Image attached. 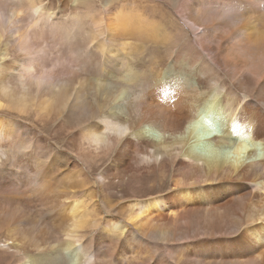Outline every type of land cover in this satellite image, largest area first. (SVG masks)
Listing matches in <instances>:
<instances>
[{"label":"bare ground","instance_id":"obj_1","mask_svg":"<svg viewBox=\"0 0 264 264\" xmlns=\"http://www.w3.org/2000/svg\"><path fill=\"white\" fill-rule=\"evenodd\" d=\"M0 1V264H264V0H184L154 67L171 30L142 0L103 31L121 48L78 47L65 0Z\"/></svg>","mask_w":264,"mask_h":264},{"label":"rangeland","instance_id":"obj_2","mask_svg":"<svg viewBox=\"0 0 264 264\" xmlns=\"http://www.w3.org/2000/svg\"><path fill=\"white\" fill-rule=\"evenodd\" d=\"M77 1L75 3L74 2L72 3V0H65V3L67 2V4L68 3H70V4H68V5L65 4L63 7H61L62 9L65 8L62 10V13H64V16H69V15L74 16V15H78V14L83 15V17H86L84 19L86 21L88 28L91 29L90 34L96 33V37L94 40H91L92 37H88L90 34H85V35L81 36L79 39L80 41H78V44H77L78 47L88 48V46H89L90 48H98L97 43L98 42L99 43L104 42L105 46H107L108 48L109 47L110 48H121L120 42H121L122 38H120L119 36H117L115 34L114 36H117L119 39L113 40L112 38L109 37L108 38L109 40H108L104 37L103 31L107 27L106 25L109 24V22H110L109 19L113 18V16H115L116 13H121V14L122 13H124V14L130 13V14L134 15L135 4H138L139 0H113L111 5H110V8H111L110 11L111 12H109V13L107 12L106 7H105V5H106L105 0H89V1H85V2H81L79 0H77ZM176 1H178V2H176ZM44 2L52 3V5H54L55 8H58L60 6V4L58 3L59 0H49V1L44 0ZM142 2H143L142 5L145 7L146 10H148L146 6H148V7L152 6L151 7L153 10L152 15L158 17L159 19L163 18L162 23L169 30H171L170 31L171 33L167 37H163L167 41L171 42L170 45H168V46L157 45L156 43L146 44V48H150L148 50V54H150V57L147 58L149 60L146 61V66L154 67V66H157V63H158L157 59L158 60L163 59V61H165V62L168 61V57H169L168 55H169L170 51L167 50V48H175L176 47L175 45L177 43V39L178 40L180 39V36L178 35L177 30L178 31H181V30L178 28L177 24H178V19L180 18L179 14H180L181 6L184 4V0H142ZM2 6H3V2H2ZM8 6H10V5H8ZM92 9L94 11H92ZM86 11H88V12H86ZM146 14H148V12H146ZM102 15H104V16H102ZM156 17H154V18H156ZM98 24H100V25H98ZM176 28H178V29L176 30ZM100 33H103V34H100ZM93 41L97 42L96 43L97 45L96 44H94V46L91 45V42H93ZM105 41H107L108 43ZM110 42L111 43L114 42V44L113 43L111 44ZM50 44H52V42ZM178 44H179V42H178ZM126 47L127 46H125V47L122 46V48H126ZM128 47L129 48L132 47L134 49V44L131 43V46H128ZM152 48H158V49H157V51H154ZM0 51H1V49H0ZM162 57H165V58H162ZM0 61L3 62V59H0ZM153 61H155V62H153ZM94 72L95 71H92V72L86 71L85 72L86 74L85 73H82V74L87 75L88 78L89 77L95 78L94 76L96 75V73H94ZM90 73H93V75H89ZM78 77H79V75L77 76L76 80L78 79ZM213 121L214 120H207L206 123H204V125L209 123V122H213ZM25 123H26L25 125H27V126L31 125L30 122L25 121ZM65 126L69 127L68 124H65ZM46 127H48V128H46ZM46 127L36 126V127H31V129H33L36 132L37 136H39L43 140H45L46 144L50 145L53 149L59 150L61 152V154H63V155L69 154V150L66 149L64 146H60L57 141H63L64 143L66 141H69V142H71L72 145H74L77 142L79 135L78 134L74 135L73 133L68 132L67 128L55 126L53 124H49V126H46ZM60 128H61V130H60ZM205 143H207V142L205 141ZM213 146H214L213 143L209 144L210 149H216V147L215 146L213 147ZM229 150H230L231 155L234 154V153H232V151H233L232 148H230ZM71 171H73V170H71ZM74 171L76 172V170H74ZM153 178H154V181H156V182L160 180V177L158 175L157 176L154 175V177H152V179ZM142 181H143V183H145V185L147 187H149V185H148L149 183L146 180H142ZM93 186H95V188L98 189L97 198L100 200V202L103 201L104 193L101 190V187L98 185H95V184H93ZM107 187L109 190L106 189ZM107 187H105V192L108 191V192H106L107 194L113 195V197H115L117 199H120L121 197H123V198H125L124 200H128V199H132L133 197L137 196L136 194H138V193H135V192H137V189H135V192L131 191V189L129 188V186L127 184H122V186L117 185V184H111V185H108ZM102 209H103L102 211L104 212L105 208H102ZM3 247L5 248V246H3ZM101 250L99 251V254H101V255H98V257L95 258V260L99 264H106V262H108V259H107L108 253L105 252V247H104V249H101ZM7 256L10 257L9 255H7Z\"/></svg>","mask_w":264,"mask_h":264}]
</instances>
